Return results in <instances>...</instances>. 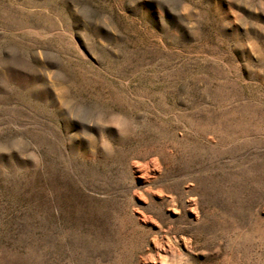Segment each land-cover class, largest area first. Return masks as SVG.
Masks as SVG:
<instances>
[{"label": "rangeland", "instance_id": "rangeland-1", "mask_svg": "<svg viewBox=\"0 0 264 264\" xmlns=\"http://www.w3.org/2000/svg\"><path fill=\"white\" fill-rule=\"evenodd\" d=\"M0 264H264V0H0Z\"/></svg>", "mask_w": 264, "mask_h": 264}]
</instances>
